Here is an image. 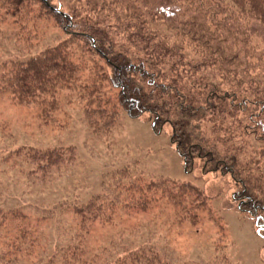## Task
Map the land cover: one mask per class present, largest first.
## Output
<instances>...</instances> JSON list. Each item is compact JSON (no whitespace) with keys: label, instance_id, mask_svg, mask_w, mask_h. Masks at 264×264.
Returning a JSON list of instances; mask_svg holds the SVG:
<instances>
[{"label":"trees","instance_id":"obj_1","mask_svg":"<svg viewBox=\"0 0 264 264\" xmlns=\"http://www.w3.org/2000/svg\"><path fill=\"white\" fill-rule=\"evenodd\" d=\"M55 1L0 0V14L53 20L64 33L25 60L2 63L0 94L20 104L42 103L48 115L57 96L74 89L99 134L112 131L122 113L148 114L154 130L171 128L187 169L199 161L204 174L230 177L239 213L264 242V42L253 31L254 23L264 27V0H98L96 17L65 12ZM75 152L73 146L15 150L32 174L74 161ZM113 191L127 214L166 200L180 221L198 223L208 206L198 186L147 179L130 167L117 171ZM70 208L71 242L34 264H171L147 245L122 256L110 247L109 258L98 262L87 236L97 223L114 224L117 201L100 194ZM1 212L0 264H21L19 246L4 242L8 214ZM11 215L26 220L21 212ZM26 234L14 240L21 243Z\"/></svg>","mask_w":264,"mask_h":264},{"label":"rangeland","instance_id":"obj_2","mask_svg":"<svg viewBox=\"0 0 264 264\" xmlns=\"http://www.w3.org/2000/svg\"><path fill=\"white\" fill-rule=\"evenodd\" d=\"M97 2L55 1L65 12L83 15L94 13ZM0 15V65L25 60L64 37L53 20ZM253 31L264 42V27L254 23ZM57 98L56 109L42 115V103L20 104L10 94H0V211L8 214L1 234L4 242L19 246V263L39 262L71 242L75 217L70 207L108 194L120 208L116 220L112 225L95 224L87 236L98 262L109 258L110 247L122 256L126 250L147 245L171 264H264V242L252 221L239 213L230 177L204 174L199 161L187 169L172 144L170 127L156 131L148 114L134 119L122 113L112 131L95 133L84 117L78 91L63 90ZM60 146H73L76 158L48 173H29V165L15 153L21 147ZM126 167L147 179L198 186L208 198L201 220L180 221L178 211L166 200L143 213L127 214L121 195L113 191L117 171ZM17 211L26 220L13 219L11 214ZM24 232L29 236L18 244L14 238Z\"/></svg>","mask_w":264,"mask_h":264}]
</instances>
